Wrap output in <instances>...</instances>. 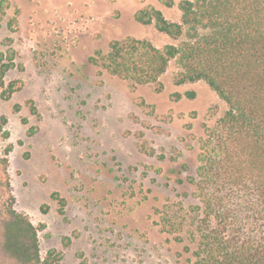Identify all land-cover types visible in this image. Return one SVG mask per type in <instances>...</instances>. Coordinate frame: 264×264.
<instances>
[{
    "label": "rangeland",
    "instance_id": "obj_1",
    "mask_svg": "<svg viewBox=\"0 0 264 264\" xmlns=\"http://www.w3.org/2000/svg\"><path fill=\"white\" fill-rule=\"evenodd\" d=\"M0 52L14 67L0 90V156L14 208L38 228L54 264H188L158 226L162 208L193 188L199 141L228 110L204 81L175 84L172 60L156 85L133 87L90 62L114 41L178 45L135 19L147 7L181 22L179 0H8ZM17 19V26L9 23ZM186 204L193 203L185 200ZM57 255V256H56ZM56 256V258H55Z\"/></svg>",
    "mask_w": 264,
    "mask_h": 264
},
{
    "label": "trees",
    "instance_id": "obj_2",
    "mask_svg": "<svg viewBox=\"0 0 264 264\" xmlns=\"http://www.w3.org/2000/svg\"><path fill=\"white\" fill-rule=\"evenodd\" d=\"M172 7L173 0H162ZM8 0H0L5 12ZM181 22L147 7L135 19L178 45L147 40L114 41L107 54L89 60L133 87L156 85L175 60V84L204 81L228 110L199 141L193 191L158 211L162 233L184 245L188 264H264V0H179ZM10 21V28L17 26ZM15 54L0 52V90L5 100L20 89L5 85ZM193 203L186 204L185 200ZM8 160L0 156V264H54L43 258L38 228L14 208ZM57 256V255H56ZM55 256V258H56Z\"/></svg>",
    "mask_w": 264,
    "mask_h": 264
}]
</instances>
